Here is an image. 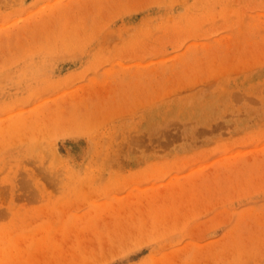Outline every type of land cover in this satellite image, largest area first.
I'll list each match as a JSON object with an SVG mask.
<instances>
[{"label": "rangeland", "instance_id": "obj_1", "mask_svg": "<svg viewBox=\"0 0 264 264\" xmlns=\"http://www.w3.org/2000/svg\"><path fill=\"white\" fill-rule=\"evenodd\" d=\"M0 264H264V0H0Z\"/></svg>", "mask_w": 264, "mask_h": 264}]
</instances>
